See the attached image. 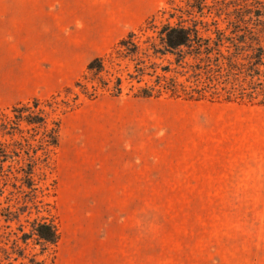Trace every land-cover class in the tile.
I'll list each match as a JSON object with an SVG mask.
<instances>
[{
	"label": "rangeland",
	"instance_id": "obj_1",
	"mask_svg": "<svg viewBox=\"0 0 264 264\" xmlns=\"http://www.w3.org/2000/svg\"><path fill=\"white\" fill-rule=\"evenodd\" d=\"M57 1L61 33L0 35V124L19 108L44 119L0 134V264H264V79L247 75L251 51L226 40L210 58L154 53L187 0ZM233 19L218 20L226 37Z\"/></svg>",
	"mask_w": 264,
	"mask_h": 264
},
{
	"label": "trees",
	"instance_id": "obj_2",
	"mask_svg": "<svg viewBox=\"0 0 264 264\" xmlns=\"http://www.w3.org/2000/svg\"><path fill=\"white\" fill-rule=\"evenodd\" d=\"M188 12L183 13L179 17L178 24L167 23L158 31V38L160 40V47H152L154 53H161L163 55L170 54L185 60L187 56L198 57L205 55L207 58L213 52L220 53V48L224 46L226 40L232 44L237 42L234 47L238 49L247 46L251 51L249 55V62L247 66L248 77L258 80L264 79V0H187ZM184 14L191 18L192 25H185L187 20H184ZM225 16L227 20L230 16L233 20L227 22L228 30H230V37H226L225 33L219 28L218 20ZM175 13L170 15L174 18ZM210 19L211 21H207ZM214 27L213 30L210 27ZM256 33H260L263 39L257 37ZM214 35V37H212ZM134 35H130L127 39L119 43L120 48H126L130 44V40ZM133 50L137 46L132 45ZM129 52L134 51L127 49ZM103 70L102 60L95 59L87 67L88 72L101 73ZM262 82L259 84L262 86ZM252 97V95H250ZM37 108V106L35 105ZM14 113L13 127L8 123L0 124V134H10L9 129L19 130V125L25 122L29 125H42L44 119L38 115H25L24 109H17ZM0 116H3L0 114ZM9 126V128H8ZM56 131V130H55ZM49 140V144L57 145V134ZM8 154L5 150V144L0 142V169L3 170L4 163L8 159ZM35 235L39 241L49 245H55L59 239V235L55 227L47 223H39L34 227Z\"/></svg>",
	"mask_w": 264,
	"mask_h": 264
},
{
	"label": "crops",
	"instance_id": "obj_3",
	"mask_svg": "<svg viewBox=\"0 0 264 264\" xmlns=\"http://www.w3.org/2000/svg\"><path fill=\"white\" fill-rule=\"evenodd\" d=\"M56 3L61 4L57 0H0V35L34 37L53 31L61 33L68 25L63 8L58 13L51 11V5ZM74 20L79 25L78 19Z\"/></svg>",
	"mask_w": 264,
	"mask_h": 264
}]
</instances>
